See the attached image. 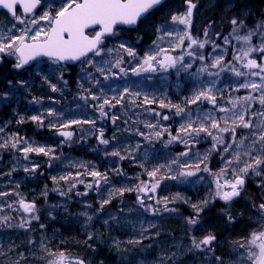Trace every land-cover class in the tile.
Returning <instances> with one entry per match:
<instances>
[{
  "label": "snow or ice",
  "instance_id": "snow-or-ice-1",
  "mask_svg": "<svg viewBox=\"0 0 264 264\" xmlns=\"http://www.w3.org/2000/svg\"><path fill=\"white\" fill-rule=\"evenodd\" d=\"M163 3L164 0H62L59 6L49 4L46 10L38 14V10L45 8V0H0V9H6L10 14L8 23L0 25V62L5 57H13L15 59L13 67L23 69L32 61L47 58L50 65L55 66L52 68L53 75L59 71V81L65 85L67 81L64 80L63 73L67 70V63L69 61L79 62L82 72L80 79L84 82L78 83L81 89L79 99L84 101L87 108L98 111L101 119L110 118L114 125L120 119L115 114L110 115L116 105H121V108H140L144 105L158 104L161 109L170 111L174 109L173 115L181 120L175 129V135H173L171 125H164L160 122L169 121L173 116L162 114L155 109H145V111L149 112L156 122L142 121L144 129L147 131L137 127L135 135L149 144L160 142L165 147L179 142L186 146L185 150L170 161L155 165L151 169L146 168L143 163H139L147 180L141 179L138 174L130 185L109 191L108 198L100 200L99 210H103L105 205L110 204L115 195L122 197L125 192H136L138 193L137 204L152 215H158L161 211H175V209H170L168 204L175 203L177 200L190 203L193 215L186 218L187 224L196 226L201 223L199 217L209 203L207 199L199 203H191L189 199L181 197L180 194L169 199L168 197L158 198L155 195H149V193L155 194L164 179L183 181L204 172L209 173L212 177V184L215 185V190L212 193L213 201L219 199L226 205L230 204L245 191L246 179L252 176L261 178L257 187L260 188L261 199L264 201V119L258 120L255 124L252 122L254 116L264 117V19L249 26L242 16L234 15L230 18L231 31L222 37L223 44L232 48L231 59H228L227 63H225L227 49L222 48L220 44L211 39L212 36L217 38L222 36L220 32L212 31L213 23L211 21L203 30L205 37L203 40L194 38L188 30L191 25L193 9L196 7L192 0H185L187 4L185 13L172 14L170 18L172 24L183 25L184 28L181 31L164 29L165 35L173 37L170 42L171 52L154 42V47L145 52L142 58H138L135 49L125 43H120L118 48L107 46V39L116 35L119 26L136 25L145 14ZM226 7L231 8V4ZM157 31L160 29L158 28ZM254 39L258 43H253ZM233 41L240 46L236 47ZM206 47H210L211 51L206 53L198 51L206 49ZM177 49L181 50L178 55L171 54L175 53ZM125 54L137 60V66L130 69L131 73L136 76L146 72H167L170 69H175L177 75L181 72H188L193 78L198 79L200 76L219 77L222 72L230 71L236 77L244 78V82L239 84L236 90L239 91L240 88H243L250 91L244 97L229 100L230 107L218 103L215 93L219 90L216 89L215 79L202 81L200 86L193 90V94L185 98L183 101L185 106H181L180 103L173 104L170 100L150 98L148 95H142L139 91L133 92L127 87L120 90L118 94L108 96L105 88L111 90V85H107L105 82L119 77L120 74L126 76L129 71L122 66L125 63ZM94 57L101 59L97 61ZM107 57H111V59H107ZM196 61L202 63L192 72L190 70L193 69V62ZM236 63H240L242 69L248 71L238 69L235 66ZM113 69H118V72ZM44 80L49 82L53 92L58 91L56 84H51V78L48 75L44 76ZM11 83L9 81L10 85ZM18 83L26 84L27 82L20 80ZM85 84L88 86L85 87ZM204 102L211 105L210 110H200L194 113L189 107ZM255 103L260 105L258 113L253 108ZM217 113L223 115L217 118ZM63 115V111L57 112L54 108L47 110V116L54 118L49 121V127L61 129L58 133L64 137L61 143L72 140L73 132L66 129L81 124L93 126L86 131L96 135L99 145L108 146L113 141L123 143L119 142L115 132L110 139L105 138L103 127H96V119L84 118L81 120L73 117L66 118V122H62ZM30 119L42 127L45 117L41 113L31 116ZM24 122L23 117L17 121V123ZM125 123L127 124L128 121L125 120ZM133 123L137 122L133 121ZM5 128L6 125L0 126V137L3 138L0 149L10 148L21 152L26 161L30 159V153L43 154V156L49 157V166H51V161L59 159L54 147L30 142L19 136L18 133L4 136ZM238 129L240 132L247 130L239 139L237 138ZM202 141H209L211 147L205 152L193 151L195 146ZM140 147L141 143L138 141L133 147H117L110 153L105 147L104 152L106 156L118 157L121 161L130 159L138 162L134 153L138 152ZM213 154L220 156L222 162V167L217 172H212L207 163ZM145 158H147V153H145ZM73 166L83 169V171L68 172L58 177H51L54 183L59 184L60 181H63L68 186L66 190L54 189L58 190L61 196H68L77 187V184H83L86 188L84 193H75L80 196L87 195V190L95 189L100 192L102 183L104 185L109 183L107 172L102 173L86 163H78ZM37 167L39 164H33L31 169L25 167L24 171L35 172ZM165 170L166 174L160 175ZM114 172L117 176L125 175L119 167L114 169ZM10 174L8 173V175ZM82 176H90L92 180L86 183L85 179L81 178ZM198 178L203 179L202 176ZM45 187L47 188V186ZM12 194L14 193L0 191V197ZM43 195L47 196V191ZM146 200L152 201V203H146ZM19 205L24 213H34L36 210L34 202H25L24 199L19 200ZM4 207L14 210L12 204L0 201V212L4 210ZM254 207L256 206L254 205ZM257 214L260 221H264V202L258 205ZM82 215H86L89 222L93 219L87 213H82ZM32 219L38 220L39 217L33 215ZM228 219L234 221L235 217L229 214ZM9 220L8 216L0 217V223L9 222ZM105 223L107 224L108 221L106 220ZM30 224L31 219H24L18 227L25 228ZM44 227L43 224L40 225L41 229ZM149 227H155V224L149 223ZM143 231L146 229L142 230L141 236H143ZM156 235H159V231L156 232ZM88 239H93V236L90 234ZM215 240L216 237L212 234L205 235L199 240L192 236L189 250L205 249L208 252H214L212 245ZM140 242V240L128 241L133 245L140 244ZM28 244L38 245L47 257L45 264H86L83 258H72L63 250H53L43 237L38 242L29 240ZM117 246H119V242H117ZM237 247L245 250L242 254L243 259L237 264H264V222L260 223L259 231L251 232L247 242H240ZM28 251L31 252V249ZM3 255L6 253L0 249V256ZM16 255L18 259L9 261V264H20V261L25 259L24 253L17 252ZM171 260L172 257L161 256L157 264H169ZM208 264H224V261L221 257L213 254L209 257Z\"/></svg>",
  "mask_w": 264,
  "mask_h": 264
},
{
  "label": "trees",
  "instance_id": "trees-1",
  "mask_svg": "<svg viewBox=\"0 0 264 264\" xmlns=\"http://www.w3.org/2000/svg\"><path fill=\"white\" fill-rule=\"evenodd\" d=\"M181 2L184 8L182 11H178V14H183L187 10L185 0H181ZM192 3L196 7L193 9V19L188 30L194 38L203 40L205 39L203 30L208 22L211 21L213 23L212 31L222 34L220 38L212 36L211 39L220 44L222 48L227 49L225 63H227L228 59H231L232 55L231 46H225L222 39L223 36L228 35L231 31L230 18L234 15L242 16L249 26H253L257 21L264 19V0H212L211 4H207V6L204 5L203 0H196ZM228 4H231V8L226 7ZM172 8H174V2L167 0L163 5L143 18L135 29L124 30L128 33L129 36L127 38L130 41L135 42L133 35H136V38L139 39L138 43L135 46L134 44L131 45V47L138 48L140 55L145 53L144 50L148 46H154V42H157L160 34V31H157V29L161 30V26L170 20L171 15L177 14L176 12H171ZM253 43H258V41L254 39ZM233 44H236V42L233 41ZM239 46L236 44V47ZM180 51V49H177L175 53L171 54L178 55ZM198 51L206 53L211 51V48L206 47V49ZM201 63L198 61L193 62L194 66L190 71L194 72L196 68L200 67ZM12 64V60L4 59L0 67V76H3L0 80V96L4 92L9 91V88L14 83L18 82V77H21L20 73L23 74L25 72L16 71ZM235 66L242 71H248L242 69L240 63H236ZM77 68V65L67 67L68 73L63 75L64 80L67 81V90H61V94L59 92L52 94L50 91H47L46 93H40L39 96L41 98L55 96L62 100H65L66 96H72L73 99L79 98L81 89L78 86L80 82L78 81ZM175 73V69H170L166 72L167 76L170 75L168 76L169 78L171 77L170 79L177 76L181 79L185 75L187 77L188 81L186 83L184 81L185 84L182 85L184 89L182 94L185 95L184 100L186 97H190L193 94V90L198 88L200 83L206 79H215L216 89L219 90L215 94L217 95L218 103L222 106L230 107L228 104L229 100L244 97L250 91L243 88L237 91L238 85L244 82V78H238L230 71L222 72L219 77L200 76V79L193 78L188 72H181L176 76ZM249 78L258 79L255 77ZM9 81L12 82L11 85ZM81 83L84 82L82 81ZM87 86L85 84V87ZM253 94L256 95L255 93ZM20 96L19 113L16 114L13 111L15 108L14 100H11L8 104L6 101L0 99V126L6 125L5 134L3 135L7 136L18 133L19 136L30 142L54 147L59 159L51 161V166H49V157H45L43 154L36 155L35 153H30L28 168L31 169L33 164H39V167L36 168L35 172H31L25 177L22 175V172L13 171L15 168L12 167L13 161L21 160L23 153L10 148L0 149V191L14 193L6 197H0V201L6 202L13 198L17 199L21 197L25 202H34L36 205L34 213H24L20 205L13 207L14 210L4 207V210L0 212V217L8 216L10 218L9 222L0 223V249L6 253V255L0 256V264H9V261L18 259L17 252L24 253L25 256V259L21 260L20 264H45L47 257L38 245L33 246L28 244L29 240L38 242L42 237L53 250H63L72 258H83L86 264H157L161 256L172 257L169 264H208V259L213 254L221 257L224 262L231 263L234 258L233 248L237 247L240 242L246 243L251 232L260 230V223L263 221H259L257 224H254L252 221V225L248 220L254 218L250 214L251 209L249 205H253V209H255L261 202H264L261 199V190L257 187V183L261 178L256 176L246 179L245 191L242 192V195L248 199L244 204H240L239 198H235L228 205L219 200L209 201V195L213 186L212 179L209 178L208 181L210 183L206 188L202 184L203 186L200 185L199 188L196 187L194 189H188L186 186L178 184L176 180L164 179L161 181L160 187L157 188L155 194L149 193V195H155L158 198L168 197L169 199L180 194L181 197L189 199L191 203L194 202L192 198L197 196V194H207L205 199L209 203L204 208V211L200 213L199 219L201 223L196 226L187 224L186 218L193 215L190 203L177 200L175 203L168 204V207L175 209V211H161L158 215H152L150 212H145L137 204L136 197L138 193L136 192H125L122 197L115 195L110 204L105 205L103 210H99L100 200L108 198L109 191L130 185L138 174L141 179L147 180V176L144 175L143 169L139 167V163H143L146 168L151 169L155 165L170 161L173 157L183 152L186 146L176 142L165 147L163 143L155 142L149 144L147 141H143L141 137L135 135V131H132L137 127L143 131H147L141 122L150 121L155 123L156 120H153L147 111L143 112L140 108L135 107L121 108V105H116L114 109V114L120 117L115 125L110 118L101 119L98 111H92L86 106L84 107L89 110L87 115H91L93 119H96V127H103L105 138L110 139L115 132L119 142L123 143L113 141L108 146L99 145L96 135L86 131L93 127L90 124L73 125L70 129H66L73 132L72 140L61 143L64 140V137L58 134L61 129L49 127L51 118L47 116V109H44L42 113L45 119L41 127L37 122H33L30 119V114L31 116L39 114L36 102L31 101V105L29 104V100H31V96L33 95L25 93L24 96L20 93ZM169 97L170 100L174 99L176 103L185 106L182 101H177L175 94H172L171 91ZM36 100L38 101V99ZM165 100L167 101V98ZM79 102L81 103L80 105H84L83 100L79 99ZM172 103L174 104V102ZM145 106L146 109L156 108V104ZM189 107L194 113L200 110L208 111L211 109V105L207 102ZM253 108L257 113L260 111L258 103H255ZM29 109L32 112L26 113L29 112ZM158 111L162 114L173 116L169 121L160 122L164 125H171L173 135H175V129L179 126L181 120L179 117L173 115L174 109L170 111L160 108ZM67 113L68 116L72 114L70 109ZM216 115L219 118L223 114L217 113ZM22 117L25 122L17 123ZM78 118L84 119L83 116ZM260 119H264V117L259 115L254 116L252 118L253 124ZM125 120L128 121L127 124ZM133 121L139 124H134ZM136 124L138 125L135 128ZM237 131L238 139L247 132V130L240 132L239 129ZM138 141L141 143V147L138 152L134 153L137 156L138 162L130 159L121 161L118 157L105 155V147H107V151L110 153L117 147H133ZM210 144L209 141H202L195 146L193 151L205 152L210 148ZM145 153H147V158H145ZM14 154L16 157H14ZM78 163L94 166L102 173L107 172L109 183L107 185L102 183L100 192H97L95 189L87 190V195L80 196L75 195V193H84L86 188L83 184H77L73 192L65 196L62 203H59V200L51 193V188L57 187L61 190H66L68 186L63 181H60L59 184L54 183L51 177H58L68 172L83 171V169L73 166ZM207 163L212 172H217L222 167L220 156L215 154L210 157ZM5 166L7 169L8 167H12V175H9L10 177L6 173ZM117 167L122 169L125 175L117 176L114 172V169ZM3 172L6 174H3ZM165 174L166 170L160 175ZM8 178L11 180L7 182ZM81 178L85 179L86 183L92 180L90 176H82ZM210 185L211 187L209 188ZM45 191H47V196L43 195ZM205 199H202V201ZM146 203H152V201L146 200ZM46 204H57L59 206L49 210L44 208ZM82 213L91 215L93 219L89 222L87 216L82 215ZM229 214L235 217L234 221L228 219ZM33 215L38 216L39 219H32ZM24 219H31V224L26 225L25 228L18 227ZM106 220L108 221L107 224L105 223ZM149 223L155 224V227H149ZM41 224L45 226L44 229L40 228ZM143 229H146V231H143V236H141ZM157 231H159V235H156ZM90 234L93 236L91 240L88 239ZM208 234L215 235L216 237L212 245L214 252H208L205 249L189 250L191 248L190 238L192 236H195L199 240ZM130 240H140L141 242L140 244L133 245L128 243ZM117 242H119V246H117ZM28 249H31V252ZM219 250L222 251L219 253ZM173 254L175 255L173 256ZM222 254L224 257H222Z\"/></svg>",
  "mask_w": 264,
  "mask_h": 264
},
{
  "label": "rangeland",
  "instance_id": "rangeland-1",
  "mask_svg": "<svg viewBox=\"0 0 264 264\" xmlns=\"http://www.w3.org/2000/svg\"><path fill=\"white\" fill-rule=\"evenodd\" d=\"M171 1L174 2V8H172V11H171L172 13L176 12L178 14V11H182V9L184 8V5L181 2V0H171ZM193 1H196V0H192V2ZM61 2H62V0H45V8L38 10V14L40 12H42L43 10H46L47 5L54 4L56 6H59V4ZM203 2H204V5L207 6V4L208 5L211 4L212 0H203ZM186 9H187V7H186ZM9 19H10V16H8V14H6L3 11H0V25L7 24ZM192 19H193V17H192ZM192 19H191V22H192ZM165 23L166 24H163L161 26V30H160V34L158 36L157 43L161 47L169 49V51H170L171 50L170 49V42L173 40V37H169V36L165 35L164 29L167 28L169 31H173V30L181 31L183 29V25L172 24L170 22V20H168ZM128 36L129 35H128V33H126V31H124L122 29L117 30L115 36H112V37L107 39V41H106L107 46L109 48H112V47L118 48L120 43H125L126 45H129V46L134 44V46H135L138 43L139 39L136 38V35H133V39L135 42H132V40L130 41V39L127 38ZM153 47L154 46H148L146 48V50H144V52H147L150 48H153ZM134 49L138 54V58H142L144 56L145 53L143 55L139 54L138 48H134ZM5 59L10 60V61L12 60L13 63H15V59L13 57H5ZM94 59L99 61L101 58L100 57H94ZM107 59H111V57H107ZM124 60H125V63L122 66L125 67L126 69H129V71H128L126 76L123 74H120L119 77L105 82L107 85H111V90L107 87L105 88V92L107 93L108 96L118 94V92L120 90L127 87L133 92L139 91V92H141L142 95H148L150 98L155 97L157 100L167 98V101L170 100L169 98L171 96L169 97V93L171 91L172 94H175V98L177 99V101H182V102L184 101L185 95L182 94V92L184 91V89L182 88V85H184L186 83V81H188L186 75L183 76V78H181V79L178 76L173 78V79H170L171 77L170 78L168 77L170 75L167 76L166 72L157 71V72L141 73L139 76H136V75H133L131 73L130 69H131V67L137 66V60L133 59L131 57H128L126 54L124 56ZM128 61H131V63H128ZM54 67L55 66L50 65V62H48L47 60H38L31 67H29L27 70H25V72L23 74L20 73L21 74L20 78L18 77V81L25 80L27 83L26 84H19L18 82L14 83V85H12L11 88H9L10 89L9 91L4 92L2 94V96H0V99L6 101L8 104L10 103L11 100H14L15 108L13 109V111L16 114V113H19L18 112V110H19L18 105H19V99L21 98L20 93H22L24 96H25V93H27L29 95H33V96H31V100H29V104L31 103V101L34 102V98H35V102H36L37 107L39 109V114L43 113L44 109L48 110L49 108H54L57 110V112L63 111L64 115L61 118L62 122H64L66 120V118H73V117L78 118L80 116H83L84 118H87V116H88L89 119H93V117L91 115H87L89 113V110L84 107L85 105H80L81 103L79 102V98L73 99L72 96H68V97L66 96V99L62 100V99H59L58 97H55V96L54 97H44V98H41L39 96L40 93H46L47 91H50L52 94H56L57 92H59L61 94V90L62 91L67 90L66 89L67 85H65L63 82L59 81V76H60L59 71H57L53 75L52 68H54ZM77 67L78 68L76 69V71H77V74L79 77L78 81L81 83L82 82V80L80 79V77L82 75L81 65H78ZM41 69L43 71H40ZM113 71L118 72V69H113ZM65 73H68V70H66L63 73V75ZM45 75H48L51 78V80H50L51 84H56L58 91H56V92L52 91L49 82H46L44 80ZM176 75H177V73H175V76ZM2 77L3 76H0V80L2 79ZM184 81H185V83H184ZM113 90H115V91H113ZM36 99H38V101L41 104ZM170 101L174 102V104L176 103V101H174V99H171ZM45 102H47V103H45ZM49 103H51V104H49ZM77 105H79V107H77ZM150 105H152V104H150ZM31 109H32V107H31ZM69 109L72 112V114L70 116H68V113H67L69 111ZM140 109L144 112L146 109V106L144 105L143 107H140ZM150 109H155L156 111H158V109H160V108L156 104V108H150ZM167 110H169V109H167ZM114 111L115 110L112 109L110 112V115L114 114L115 113ZM31 112L32 111L29 109V112H26V113H31ZM149 116L151 117L150 113H149ZM30 117H31V114H30ZM50 118H51V120L54 119L52 117H50ZM138 124L135 125V128ZM134 131H135V129L132 132H134ZM165 139H167V137H165ZM2 142H3V138L0 137V143H2ZM210 147H211V144H210ZM14 157H16L15 154H14ZM28 161H30V160L26 161L23 159V156H22L21 160L13 161L12 167L15 168L16 172L20 171L19 173L22 172V175L26 177V175H29V173L32 172V171H29V172L24 171V168L28 167V165H29ZM5 168H6V166H5ZM11 168L10 167H8V169L6 168L7 175H8V173H11L10 175H12ZM4 173L5 172H3V174ZM200 176L203 177L202 180L198 178ZM8 177H10V176L8 175ZM210 177L211 176L209 175V173L201 172V173H198L197 176L188 177L183 181L177 179L176 182L178 184L186 186L188 189H194L196 187L199 188V186L202 184L204 185V186L203 185L202 186L204 188H206L210 183L208 181V178L212 179ZM10 180L11 179L8 178L7 182ZM209 188H210V186H209ZM54 189H59V188L53 187V188H51L50 191L59 200V203H62L65 199V196H61L59 194V191L54 190ZM211 189L212 190H211L210 195H209L210 196L209 201H213L212 193L215 190L214 184H213ZM206 197H207V194H203V193L197 194V196L192 198V201L194 200L193 203H199L202 201V199H205ZM237 198L240 199L239 200L241 202L240 204L246 203L247 199H248V198H246V196H244L242 194L240 197H237ZM20 199H23V198H21V197H18L17 199L13 198L9 201H6V203L12 204L13 207H15V206L19 205ZM216 200H219V199H216ZM58 206L59 205H57V204H46L44 206V208L52 210L54 208H57ZM249 208L251 209L250 214L253 215L254 218H250L248 220L250 223H252V221H253L254 224H257V222L260 221V218L256 214V211H258V207L253 209V205H251V206L249 205ZM170 209H173V208H170ZM252 209H253V211H252ZM260 222H262V221H260ZM253 223H252V225H253ZM232 247H234V246H232ZM221 251L222 250H219V253ZM244 251H245L244 249H238V247H234L233 248L234 258L232 259V262L231 263L230 262H227V263L224 262V264H237V262H239L243 259L242 254H244ZM226 253H228V252L226 251ZM222 257H224L223 254H222Z\"/></svg>",
  "mask_w": 264,
  "mask_h": 264
},
{
  "label": "water",
  "instance_id": "water-1",
  "mask_svg": "<svg viewBox=\"0 0 264 264\" xmlns=\"http://www.w3.org/2000/svg\"><path fill=\"white\" fill-rule=\"evenodd\" d=\"M166 0H164V2H165ZM160 6V5H159ZM158 7V6H157ZM157 7H155L154 9H152V10H150L147 14H145V16H147L149 13H151L152 11H154ZM0 10H3V11H5L6 13H7V10L6 9H0ZM144 16V17H145ZM143 17V18H144ZM142 18V19H143ZM139 22H140V20L138 21V23L136 24V25H131V26H129V25H121V26H119L118 28H125V29H130V30H132V29H135L136 27H137V25L139 24ZM90 55V54H89ZM40 59V58H39ZM47 59V58H46ZM38 60V59H37ZM3 62V61H2ZM2 62H0V66H1V64H2ZM35 61H32V62H30V64L29 65H27V66H25V68H23V69H16V70H18V71H21V70H24V69H26V68H28L29 66H31L33 63H34ZM77 63H79V62H75V61H69L68 63H67V66H72V65H75V64H77Z\"/></svg>",
  "mask_w": 264,
  "mask_h": 264
}]
</instances>
